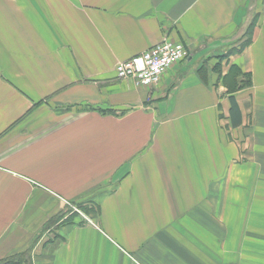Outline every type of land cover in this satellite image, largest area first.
<instances>
[{
  "label": "crops",
  "instance_id": "obj_1",
  "mask_svg": "<svg viewBox=\"0 0 264 264\" xmlns=\"http://www.w3.org/2000/svg\"><path fill=\"white\" fill-rule=\"evenodd\" d=\"M164 39L157 84L115 76ZM24 251L264 264V0H0V260Z\"/></svg>",
  "mask_w": 264,
  "mask_h": 264
},
{
  "label": "built area",
  "instance_id": "obj_2",
  "mask_svg": "<svg viewBox=\"0 0 264 264\" xmlns=\"http://www.w3.org/2000/svg\"><path fill=\"white\" fill-rule=\"evenodd\" d=\"M185 57L182 43L164 39L140 54L118 62L114 73L117 78H132L136 85L151 86L158 83L167 69Z\"/></svg>",
  "mask_w": 264,
  "mask_h": 264
},
{
  "label": "trees",
  "instance_id": "obj_3",
  "mask_svg": "<svg viewBox=\"0 0 264 264\" xmlns=\"http://www.w3.org/2000/svg\"><path fill=\"white\" fill-rule=\"evenodd\" d=\"M247 43H248V41L243 43L238 50H241L243 48V46ZM236 76H237L236 74L233 75L235 84L232 88V91L237 90V89L243 87L245 84L249 83L248 79H246L244 81L243 80H240V81L236 80ZM230 88H231V86H230ZM230 103H231L230 113L232 115V120L234 121V123H237L240 121V113H239L238 107L236 105V102H235L233 96H230ZM27 255L28 254L26 251H24L22 253L15 254V255H11L9 257L1 259L0 264H19V263H21V261H25L27 259Z\"/></svg>",
  "mask_w": 264,
  "mask_h": 264
}]
</instances>
